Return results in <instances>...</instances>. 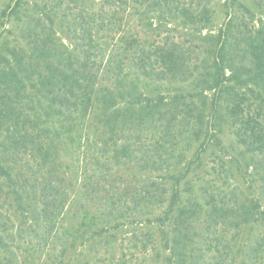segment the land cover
Returning a JSON list of instances; mask_svg holds the SVG:
<instances>
[{"label":"trees","instance_id":"16d2710c","mask_svg":"<svg viewBox=\"0 0 264 264\" xmlns=\"http://www.w3.org/2000/svg\"><path fill=\"white\" fill-rule=\"evenodd\" d=\"M129 249L264 264V0L1 3L0 264Z\"/></svg>","mask_w":264,"mask_h":264},{"label":"rangeland","instance_id":"374dc122","mask_svg":"<svg viewBox=\"0 0 264 264\" xmlns=\"http://www.w3.org/2000/svg\"><path fill=\"white\" fill-rule=\"evenodd\" d=\"M4 1L6 2L7 0H0V5ZM186 32H188L186 29L180 28V29L177 30L176 34L179 35V34H184ZM164 36H166V33H161L160 37L158 38V41H161V39L163 41L164 40ZM183 37H184V35L180 36L181 39ZM169 38H170V40L177 41V37H175L172 33L169 35ZM187 46L191 47V45H189V44ZM235 140H236V137L233 134H231V136H230V144H231V146H233L236 149L239 146H238L237 143H235ZM227 152H229V153L231 152L232 153L233 151H229L228 150ZM9 215L12 217V213H10ZM126 238H128V237H126ZM94 248H96V247H94ZM127 252H128V256L130 254H133V257L130 259V261L132 262L131 264H164V262L162 261V258H160V257L157 258L155 256V252L154 251H150V252L148 251L146 253H140V252H137V251H133L132 249H129ZM207 253H209V256L212 255L211 254L212 252H207Z\"/></svg>","mask_w":264,"mask_h":264}]
</instances>
